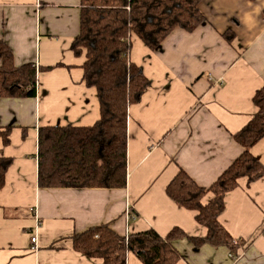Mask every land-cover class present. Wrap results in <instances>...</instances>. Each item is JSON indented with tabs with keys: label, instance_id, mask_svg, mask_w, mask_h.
I'll list each match as a JSON object with an SVG mask.
<instances>
[{
	"label": "crops",
	"instance_id": "1",
	"mask_svg": "<svg viewBox=\"0 0 264 264\" xmlns=\"http://www.w3.org/2000/svg\"><path fill=\"white\" fill-rule=\"evenodd\" d=\"M79 5L0 0V38L14 63L43 68L34 98L0 99V132L11 127L8 145L0 137V157L13 159L0 190V264H102L75 252L71 238L103 224L124 235L152 229L165 236L179 228L203 236L195 213L176 206L165 189L180 170L209 187L240 154L232 135L256 112L252 98L264 83V0H204V22L192 33L175 30L157 51L131 38L130 60L151 84L128 108L126 188H39L38 129L88 127L99 119L96 91L82 81L85 54L71 51ZM226 31L235 37L230 44ZM250 152L264 166V139ZM220 223L242 244L236 257L182 239L174 243L182 255L177 264H264V177L238 180ZM127 264L141 263L130 253Z\"/></svg>",
	"mask_w": 264,
	"mask_h": 264
},
{
	"label": "trees",
	"instance_id": "2",
	"mask_svg": "<svg viewBox=\"0 0 264 264\" xmlns=\"http://www.w3.org/2000/svg\"><path fill=\"white\" fill-rule=\"evenodd\" d=\"M203 1L80 0L79 33L71 51L75 57L85 54L82 81L96 91L99 119L88 127L38 129L39 188H126L128 108L140 101L151 84L142 68L130 60L131 38L136 36L150 51L159 50L175 30L192 33L202 25ZM223 38L228 44L235 39L230 31ZM41 70L33 63L16 65L12 49L0 38V99L34 98ZM252 103L255 114L232 135L240 154L209 187L199 186L180 170L165 189L176 206L195 213V222L205 229L203 236H191L179 228L165 236L152 229L124 235L103 224L74 234L73 250L102 264H127L130 253L141 264H177L182 255L174 243L185 239L196 249L223 247L236 257L242 244L220 223V216L227 194L238 187L239 179L249 184L264 177V166L250 152L264 139V83ZM10 132L11 127L0 132L3 145L9 144ZM12 163V158L0 157V190ZM208 194L211 197L203 204Z\"/></svg>",
	"mask_w": 264,
	"mask_h": 264
},
{
	"label": "built area",
	"instance_id": "3",
	"mask_svg": "<svg viewBox=\"0 0 264 264\" xmlns=\"http://www.w3.org/2000/svg\"><path fill=\"white\" fill-rule=\"evenodd\" d=\"M31 243L32 244H35L36 243V235H34V236L31 237Z\"/></svg>",
	"mask_w": 264,
	"mask_h": 264
}]
</instances>
